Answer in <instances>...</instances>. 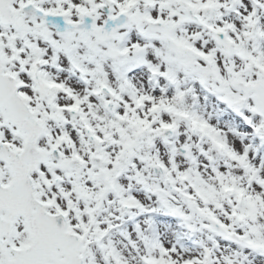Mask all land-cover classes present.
I'll return each instance as SVG.
<instances>
[{"label": "snow or ice", "instance_id": "6c2138e0", "mask_svg": "<svg viewBox=\"0 0 264 264\" xmlns=\"http://www.w3.org/2000/svg\"><path fill=\"white\" fill-rule=\"evenodd\" d=\"M0 264H264V0H0Z\"/></svg>", "mask_w": 264, "mask_h": 264}]
</instances>
